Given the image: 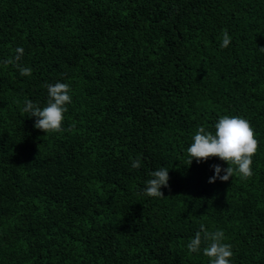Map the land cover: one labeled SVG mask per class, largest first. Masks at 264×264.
<instances>
[{"label": "trees", "instance_id": "1", "mask_svg": "<svg viewBox=\"0 0 264 264\" xmlns=\"http://www.w3.org/2000/svg\"><path fill=\"white\" fill-rule=\"evenodd\" d=\"M17 47L29 76L3 63ZM259 48L264 0H0V264H210L187 248L201 225L231 264H264ZM57 82L71 103L44 133L24 102ZM223 116L253 128V175L210 184L228 165L187 149ZM160 167L164 198L146 196Z\"/></svg>", "mask_w": 264, "mask_h": 264}, {"label": "clouds", "instance_id": "2", "mask_svg": "<svg viewBox=\"0 0 264 264\" xmlns=\"http://www.w3.org/2000/svg\"><path fill=\"white\" fill-rule=\"evenodd\" d=\"M231 42V37L227 31L223 32L221 48H226ZM264 52V48H259ZM15 57L4 61L6 65L16 64L20 75H31L30 67H22L17 64L23 54L24 49L17 47L15 49ZM48 93V101L45 107L41 108L37 103L31 100H25L23 111L29 113L30 117H35L34 127L47 132H60L62 130V122L64 113L67 112V104L71 103L69 95L70 88L65 83L45 84ZM215 133L206 131L204 127H200L193 136V143L187 149L190 157L188 163H192L193 159L197 163L206 161L210 157H217L225 162L228 167L221 168L219 165H212L214 171L208 183H214L216 179L226 182L232 178L234 173L239 174L242 178H249L253 175L251 170L252 157L258 148V141L255 138L254 130L250 123L239 116H223L215 124ZM235 165L236 167H232ZM140 160L133 161L132 167L139 168ZM221 172L224 174L221 175ZM151 179L146 181L144 194L149 197L164 198L160 191L162 187H168L169 174L168 169L160 167L150 172ZM203 234V235H202ZM224 233L217 230L214 233L205 231L204 225L200 226V231L195 233L194 238L188 243L187 248L191 253L200 251L201 244L207 242V246L203 249V254L210 258V264H231L233 251L231 245L223 243Z\"/></svg>", "mask_w": 264, "mask_h": 264}]
</instances>
